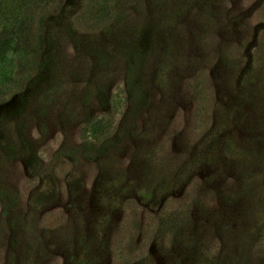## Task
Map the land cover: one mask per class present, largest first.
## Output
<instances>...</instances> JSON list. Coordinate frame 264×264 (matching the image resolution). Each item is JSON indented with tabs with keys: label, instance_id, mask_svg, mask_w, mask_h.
Listing matches in <instances>:
<instances>
[{
	"label": "rangeland",
	"instance_id": "374dc122",
	"mask_svg": "<svg viewBox=\"0 0 264 264\" xmlns=\"http://www.w3.org/2000/svg\"><path fill=\"white\" fill-rule=\"evenodd\" d=\"M43 1L1 45L0 264H264V0Z\"/></svg>",
	"mask_w": 264,
	"mask_h": 264
},
{
	"label": "trees",
	"instance_id": "16d2710c",
	"mask_svg": "<svg viewBox=\"0 0 264 264\" xmlns=\"http://www.w3.org/2000/svg\"><path fill=\"white\" fill-rule=\"evenodd\" d=\"M39 2L44 3L43 0H0V34L5 38H1L0 41V77L7 78L9 74L7 62L3 61L5 51L1 45H5L6 49L9 47L10 35L26 18H31L36 7L40 6Z\"/></svg>",
	"mask_w": 264,
	"mask_h": 264
}]
</instances>
